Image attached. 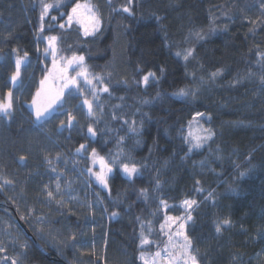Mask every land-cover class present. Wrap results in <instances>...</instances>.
I'll use <instances>...</instances> for the list:
<instances>
[{
  "label": "trees",
  "instance_id": "obj_1",
  "mask_svg": "<svg viewBox=\"0 0 264 264\" xmlns=\"http://www.w3.org/2000/svg\"><path fill=\"white\" fill-rule=\"evenodd\" d=\"M74 2L52 11L41 35L60 36L62 56L83 55L109 93L99 92L96 115L89 116L81 82L83 95L65 90L62 110L36 121L32 97L52 67L46 41H37L39 0H0V99L11 89L14 102L11 116H0V195L6 194L2 180L11 179L25 207L41 211L40 226L24 222L48 255L32 242L8 252L20 264H142L141 226L152 243H161L166 217L182 216V201L194 199L187 235L199 264H264V0H90L102 24L87 38L75 26H58ZM189 48L194 54L187 61L176 55ZM24 52L21 82L13 87L15 60ZM149 71L157 79L145 87L138 81ZM181 88L195 98L173 95ZM196 112L205 114L200 124L214 135L189 151L184 137ZM69 113L73 126L61 128ZM133 120L135 133L129 131ZM82 143L87 151L77 153ZM92 148L105 156L122 148V159L131 157L139 175L129 180L117 167L105 189L87 171ZM62 156L70 163L63 184L74 183L67 186L77 197L67 208L49 206L43 189L52 175L48 161ZM24 205L19 214H27ZM224 219L231 224L217 233Z\"/></svg>",
  "mask_w": 264,
  "mask_h": 264
},
{
  "label": "snow or ice",
  "instance_id": "obj_2",
  "mask_svg": "<svg viewBox=\"0 0 264 264\" xmlns=\"http://www.w3.org/2000/svg\"><path fill=\"white\" fill-rule=\"evenodd\" d=\"M111 2V0H109ZM40 4V25L39 32L37 33V41H46V47L44 48L45 57L51 56L52 58V67L48 70L44 79L40 81V86L37 89L35 95L32 97L31 106L34 110L35 120L40 121L47 113L53 110L54 106L59 107L62 105L63 98L65 96V90H68L69 93L72 92V89L81 95H83V88L81 87V80L86 85H89L88 95L91 96L89 99L87 96H84L82 100V105L87 108V114L89 116H95L94 112V104L99 100V92L109 93V87L104 85V80L102 77L98 75L92 74L88 66L85 64V57L83 55L73 54L71 57H65L60 55V49L58 48V42L60 41V36L58 35H41L45 31V18L49 17L50 12L53 9H60L64 6L65 0H52L51 3L46 2V0H39ZM129 4H131V0H129ZM129 15L132 14L131 8L129 6H122L119 9ZM113 11H117V9H113ZM61 17H66V19L59 23V28L61 30L71 29L74 26L81 33V35L85 38L94 37L98 32L101 31V16L97 10V7L90 2V0H75L70 10L67 12L60 13ZM50 19L52 21H57V16H51ZM159 19V17H157ZM255 23V22H253ZM48 27L51 29L54 27L53 24H49ZM198 39H204L199 32L195 34ZM39 51V49H37ZM16 52V49H13ZM194 54V49L189 48L184 50L183 52L177 51L176 55L178 57H182L185 61H187ZM28 58V53L24 52L23 56L17 55L15 60V70L10 76V82L13 87H16L21 82L22 76V66L26 63ZM160 72L163 73L164 69L161 68ZM222 70H217L216 72L211 73L212 78L214 79L216 76L220 75ZM70 73H75V75H71ZM156 73L149 71L147 74L142 76L141 81L138 83H142L145 87H147L150 83V80H156ZM95 81L96 83H93ZM261 81L264 82V76L261 77ZM97 84L104 85L102 88H97ZM192 95L195 98V93H189L186 89L181 88L177 92L173 93L175 96L179 97H187ZM159 95V93H157ZM147 101H145L146 103ZM14 107L13 102V92L9 89L4 96L3 99H0V116L10 117L12 110ZM147 115V114H145ZM205 114L202 112H196L192 119L188 121V132L184 137L185 142L190 145L189 151H192L193 148H201L204 143L211 140L214 132L210 128H204L202 124H198V117H204ZM115 119L116 117L113 116ZM207 119H211L209 115ZM75 117L68 114L67 124L65 121L60 122V127H69L73 126V121ZM128 123V121H125ZM136 122L133 120L129 125V131L137 132V128L134 126ZM143 121H141V126ZM194 125H198L194 127ZM87 133L90 138H95L97 135L96 130L89 124L87 126ZM124 140V137H120L117 141L118 145L121 144ZM139 143V141H137ZM77 153L82 151H87V144H80L79 148H77ZM124 155L123 149L120 148L115 154H109L107 156L101 155L96 148L91 149V153L88 157L90 166L87 168V171L94 177L95 181L107 189L109 187V177L110 174L113 173L115 168H119L124 175L132 180L134 177L139 175L140 166H138L135 162L131 160V157H126L122 159ZM59 157H57L58 159ZM22 161L25 157L20 158ZM49 165H52V161H48ZM52 171L55 172V167L52 168ZM244 173H241V177ZM5 183H12V181L5 180ZM199 184V181H197ZM157 186H159V181H157ZM47 187V186H46ZM202 189H197V191H201ZM56 191H60V185L57 182ZM146 189H141V194L146 196ZM48 197H53V192L48 191ZM211 195V194H210ZM160 204L163 208L167 209L169 205L166 201L161 200ZM182 206L187 213L186 217H173L167 216L165 219V223L161 224L160 229L163 232L165 227H171L172 223H178L177 230L174 234H168V243L167 246L162 250L164 255L162 256L161 251H156L151 258L146 257L143 248L145 245H150L152 241L148 239L143 230V225L141 226L140 232V241L139 247L141 248L139 259L143 262V264H199L197 256L194 254V250L192 247V240L188 235L184 232L185 223L184 221L192 220L191 211L194 206H197L196 200H184L182 201ZM116 215V213H113ZM231 221L229 219H224L216 224V232L220 233L222 231V226L230 225ZM149 231L151 229L149 228ZM173 236L181 239H173ZM3 251V249H0ZM12 264H16V261L13 260Z\"/></svg>",
  "mask_w": 264,
  "mask_h": 264
},
{
  "label": "rangeland",
  "instance_id": "obj_3",
  "mask_svg": "<svg viewBox=\"0 0 264 264\" xmlns=\"http://www.w3.org/2000/svg\"><path fill=\"white\" fill-rule=\"evenodd\" d=\"M70 1L71 0H65V4L63 7H65L67 5V3H70ZM46 2L51 3L52 0H46ZM81 2H83V1H81ZM63 7H61L60 9H53L52 11L62 10ZM51 12H50V15H51ZM59 18H65L66 19V17H61L60 15H59ZM81 82L84 83L83 80H81ZM84 86L85 87H83V88L85 90V93H87V95H88V89L90 88V86L86 85L85 83H84ZM88 97L91 99V96L88 95ZM97 102L98 101H96L94 104V111L98 110L99 106H97V104H96ZM54 109H57V111L62 110V105H60L59 107L54 106ZM197 120H198V124H200L201 123L200 117H198ZM197 126L198 125H194V127H197ZM61 158H63V160H65L66 162L64 161L61 163V161H62ZM67 160L68 159H66L62 156V157H59L58 159L52 161L53 162L52 165L49 166V169L51 170V173H52V175L50 176L51 179L48 182V184L46 185L47 187L45 186L43 189L46 191V193H48V191L56 192V193H53V197L49 198V206L52 204H58L60 206L67 208L68 204L72 200L77 199V197H75L76 195H74V193H72L70 187L67 186L68 183H69V185H74V183H71L69 181V182H67L66 185L63 184L66 177H67L66 170L69 168V165H70V163L68 162L69 160L68 161ZM53 167H55V169H56L55 172L52 171ZM5 180H7V179H4L2 181L5 183ZM81 180H83V179L81 178ZM9 181H12V180L9 179ZM76 181L79 182L78 179ZM57 182L60 185V191L59 192L56 191ZM5 184L7 185L6 186L7 189H6V187H4V193H6L7 196L10 198V201L12 203L11 206L16 209V212L18 213V215L23 220H27V219L32 220V222L37 223L40 226V222L42 220V219H40L41 218L40 217L41 211L36 209L37 207L36 208L25 207L24 203L21 201L20 195L17 192H15L14 189H12L10 183H5ZM55 194L59 197V201L57 200ZM22 205H24L23 207H25L24 209L26 210L27 214H25L24 212H23V214H19L17 209L22 210L23 208L20 207ZM86 206H89V205H86ZM97 208H99V207L97 206ZM180 208L183 210V214H182V216H179V217H186L187 213L185 212V209L182 206V204L180 205ZM192 210H190V211L192 212ZM95 211H96V209L95 210L93 209L90 212H91V214H95ZM170 216H172V215H170ZM173 217H175V216H173ZM0 222L2 224V226L0 228V249H3V251H0V264H12L13 260L16 261V264H19L16 253L10 254L8 251L10 250V248L18 246L20 244H21L20 247H22L23 249L26 248L27 243L24 239V236L22 235V232L19 231V229L17 228V226H15V224L13 222H11L9 220H5V219H0ZM190 222H191V220L190 221H187V220L184 221V223H185L184 232L186 235H187V231H188L187 230L188 225L190 224ZM178 223L179 222L172 223L170 228L165 227L164 231L162 232L164 241H162L159 244L153 242L150 245L144 246L143 251L145 252L146 257L151 258L152 255L156 251H161L162 256L164 255V252L162 250L167 246L168 234H174L175 233V231L177 230V227H178ZM70 234H74V233L71 232ZM67 239H68V236H67L65 242H67ZM173 239L175 240V239H181V238H177V237L173 236ZM20 247L18 246V248H20ZM140 262L143 264V262L141 260H140Z\"/></svg>",
  "mask_w": 264,
  "mask_h": 264
},
{
  "label": "flooded vegetation",
  "instance_id": "obj_4",
  "mask_svg": "<svg viewBox=\"0 0 264 264\" xmlns=\"http://www.w3.org/2000/svg\"><path fill=\"white\" fill-rule=\"evenodd\" d=\"M11 204L12 203L10 201V198L7 196V194H1L0 195V217L1 218H6L5 220L11 221V220H13V216H12V214H13L14 217L17 218V219L14 220V221H11V222H13L15 224V226H17L19 231L22 232V235L24 236V239H25V234L27 235V237L30 240V241H26L25 240L27 245L30 244L29 242L34 243L32 238H31V236H29L30 234L32 235V233H30V231H28V229L26 228V224H25L24 220L18 215V213L16 212V209L13 208L11 206ZM1 226H2V224L0 222V228H1ZM24 231H25V234H24ZM20 245H18V246L20 247ZM18 246H15L14 248H16Z\"/></svg>",
  "mask_w": 264,
  "mask_h": 264
},
{
  "label": "water",
  "instance_id": "obj_5",
  "mask_svg": "<svg viewBox=\"0 0 264 264\" xmlns=\"http://www.w3.org/2000/svg\"><path fill=\"white\" fill-rule=\"evenodd\" d=\"M29 236H31V238H32V240H33V242H34V244L37 246V248L39 249V250H41L42 251V253L43 254H45L46 256L48 255V253H47V251L42 247V245L35 239V237H33V235H29Z\"/></svg>",
  "mask_w": 264,
  "mask_h": 264
}]
</instances>
